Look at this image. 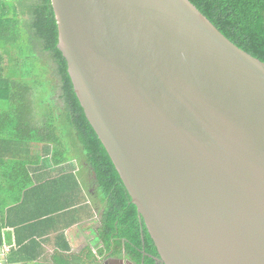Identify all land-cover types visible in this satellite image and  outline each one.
<instances>
[{
  "label": "water",
  "instance_id": "1",
  "mask_svg": "<svg viewBox=\"0 0 264 264\" xmlns=\"http://www.w3.org/2000/svg\"><path fill=\"white\" fill-rule=\"evenodd\" d=\"M51 3L74 91L160 261L264 264V62L190 0Z\"/></svg>",
  "mask_w": 264,
  "mask_h": 264
},
{
  "label": "trees",
  "instance_id": "2",
  "mask_svg": "<svg viewBox=\"0 0 264 264\" xmlns=\"http://www.w3.org/2000/svg\"><path fill=\"white\" fill-rule=\"evenodd\" d=\"M190 1L231 42L264 62V0ZM18 2L22 6L11 8L12 15L8 3L0 2V102L6 105L0 110V248H10L5 264L29 261L28 254L40 246L36 241L43 237L40 229L78 205L81 194H85L83 200L90 201L94 216L98 215L100 243L77 254L69 253L66 244L63 253L53 255L52 264H103L109 258L131 264H163L74 91L67 62L58 49L51 0ZM21 27L25 28L26 46L47 60L53 73V102L45 122L35 114L33 89L15 84L4 74L6 55L1 44L18 42ZM38 147L43 154L36 151ZM70 164L78 166L74 174L44 181L33 174L41 173L44 165L53 169ZM9 229L14 231V242Z\"/></svg>",
  "mask_w": 264,
  "mask_h": 264
},
{
  "label": "crops",
  "instance_id": "3",
  "mask_svg": "<svg viewBox=\"0 0 264 264\" xmlns=\"http://www.w3.org/2000/svg\"><path fill=\"white\" fill-rule=\"evenodd\" d=\"M51 168H43L41 173L34 172L35 176L44 180L59 178L64 174L76 172L78 170L77 165L70 164L68 166H59L52 170ZM74 171V172H73ZM79 194V193H78ZM85 195V194H84ZM84 195H78V205H74L68 211L62 212L61 217L59 215L57 222L50 223L49 226L40 229L42 231L41 236L36 237V241L40 246L35 247V252L29 253V261L26 263H11V264H52L53 255L57 252L63 253V249L66 244L69 245L71 251L69 253H80L87 246L95 247L99 242L98 239V215L94 216V211L90 209V201L87 202L82 197ZM50 230V231H49ZM91 232V234L89 233ZM44 232V233H43ZM11 234V242L15 241V234L12 229L8 230ZM95 253L96 250L93 249ZM65 251V254H69ZM35 258V259H34ZM125 261V259H122ZM114 260L111 258L106 259L103 264H111ZM115 262H117L115 260ZM119 262V261H118ZM130 264V262H126ZM83 264V263H82Z\"/></svg>",
  "mask_w": 264,
  "mask_h": 264
},
{
  "label": "rangeland",
  "instance_id": "4",
  "mask_svg": "<svg viewBox=\"0 0 264 264\" xmlns=\"http://www.w3.org/2000/svg\"><path fill=\"white\" fill-rule=\"evenodd\" d=\"M4 1L8 3L7 6L10 8L9 12L11 15V12L14 11V9L11 8L16 7V9L19 10L22 6L19 4L20 1L18 2V0H0V2ZM1 10L0 8V11ZM19 32L21 39L15 42L14 45H8L6 43L1 44L2 51H5L4 56L6 55L4 58V74L7 78L14 81L15 84L28 85L33 89L34 105L36 107L35 114L38 120L43 119V122H45V116L50 113L53 102L51 99L54 88L53 73L51 72L48 61L39 54H35V51H32L29 46H26L25 28H22ZM5 107L6 105L0 102V110ZM32 149L34 150L36 148ZM36 151L43 154L40 147H38ZM37 152H35V154L38 155ZM44 168H48V165H44ZM89 233L91 234L90 231Z\"/></svg>",
  "mask_w": 264,
  "mask_h": 264
},
{
  "label": "built area",
  "instance_id": "5",
  "mask_svg": "<svg viewBox=\"0 0 264 264\" xmlns=\"http://www.w3.org/2000/svg\"><path fill=\"white\" fill-rule=\"evenodd\" d=\"M10 252V248H0V264H5V256Z\"/></svg>",
  "mask_w": 264,
  "mask_h": 264
},
{
  "label": "flooded vegetation",
  "instance_id": "6",
  "mask_svg": "<svg viewBox=\"0 0 264 264\" xmlns=\"http://www.w3.org/2000/svg\"><path fill=\"white\" fill-rule=\"evenodd\" d=\"M128 262V261H127ZM111 264H120L119 262H111ZM125 264H127V263H125ZM131 264V263H130Z\"/></svg>",
  "mask_w": 264,
  "mask_h": 264
}]
</instances>
